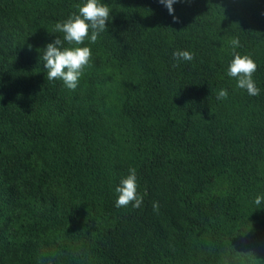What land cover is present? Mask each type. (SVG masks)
<instances>
[{"label":"trees","instance_id":"obj_1","mask_svg":"<svg viewBox=\"0 0 264 264\" xmlns=\"http://www.w3.org/2000/svg\"><path fill=\"white\" fill-rule=\"evenodd\" d=\"M257 224L264 0H0V264H264Z\"/></svg>","mask_w":264,"mask_h":264},{"label":"rangeland","instance_id":"obj_2","mask_svg":"<svg viewBox=\"0 0 264 264\" xmlns=\"http://www.w3.org/2000/svg\"><path fill=\"white\" fill-rule=\"evenodd\" d=\"M263 237H264L263 225L257 224L252 231L246 233L243 236L241 246L242 248H245V247L252 248L254 244H256L257 242H260L263 239Z\"/></svg>","mask_w":264,"mask_h":264}]
</instances>
